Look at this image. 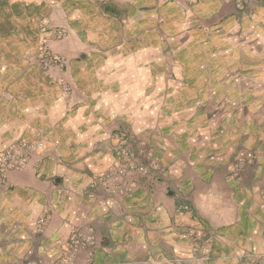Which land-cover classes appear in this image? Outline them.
Listing matches in <instances>:
<instances>
[{"label": "crops", "instance_id": "1", "mask_svg": "<svg viewBox=\"0 0 264 264\" xmlns=\"http://www.w3.org/2000/svg\"><path fill=\"white\" fill-rule=\"evenodd\" d=\"M42 24L66 32L64 69L27 60ZM251 32L264 0H0V151L45 144L0 174V264H58L73 227L97 241L76 264H264V170L233 177L243 119L209 120L244 92L235 65L264 63ZM126 161L130 193H107L98 176Z\"/></svg>", "mask_w": 264, "mask_h": 264}, {"label": "rangeland", "instance_id": "2", "mask_svg": "<svg viewBox=\"0 0 264 264\" xmlns=\"http://www.w3.org/2000/svg\"><path fill=\"white\" fill-rule=\"evenodd\" d=\"M98 1V0H97ZM227 2H233L238 5L245 6L248 3H243V0H226ZM258 1V0H253ZM27 26H30L27 24ZM36 29V28H35ZM254 34V35H253ZM31 30L27 31V46L30 44L29 41L34 39L29 37L32 36ZM66 32L60 28L47 29L45 24H42L41 35L39 40H37V47L34 53L28 55L27 60L30 65H35L44 72L50 71L53 67H59L64 69L67 63L65 56L55 52L54 47L52 46L53 42L61 41L65 38ZM257 32H251L250 37V51L251 56L257 55L264 58V41ZM37 37V35H36ZM228 79L237 90L244 91L242 93H236L231 96L227 95V98L213 100L216 101L215 105L210 104L211 111L209 114L210 126L218 127L222 131L225 126L224 123L229 122L232 119L242 118L244 122V145L236 146L233 156V167L231 175L235 178H242L244 176H250L254 170L262 169L264 170V63H243V67L237 68L235 65V70L233 74L229 76ZM63 93H68L70 91V86L67 85L64 81L60 83ZM244 89H243V88ZM242 88V90H241ZM216 96H212L215 98ZM198 104V103H197ZM198 106V105H197ZM197 107H193L191 110H187V122H193L197 119V114L199 113L196 110ZM194 115H191V114ZM184 115V113H183ZM231 130V136L237 138L241 136V132H234L235 126H229ZM220 134H223L222 132ZM20 142H25L32 146H39L41 148H33L27 154V159L23 164V168L27 166L32 155L40 152L44 149L45 144L43 141H28L26 139H17L10 142L4 149L0 151V157L2 154L6 153L12 146L20 147ZM144 146V144H143ZM20 151L22 149H19ZM145 152V150H143ZM128 163V164H125ZM133 165L126 161L121 164H113L107 170H105L101 175L98 176V181L104 191L112 195L116 194H127L130 193L128 186L126 187V178L128 172L130 171ZM17 169V170H22ZM143 172H146L145 167H140ZM16 169L8 170L3 176L6 180L7 174L11 171H17ZM264 178V177H263ZM257 181V179L255 180ZM96 193L90 192L91 197H96ZM102 204H106L105 201H101ZM44 221L42 223V226ZM74 236L76 239H80L84 242L87 236L91 237L93 242H87L82 245V248L75 254L69 255L70 259L67 258V264H76V260L79 254L84 251L90 256L96 246V239L92 233L85 232L78 227H73L68 238V245L70 243L71 237ZM208 241L205 242L203 247V252L206 253L209 251ZM207 247V248H206ZM66 250L61 258L60 262L65 258Z\"/></svg>", "mask_w": 264, "mask_h": 264}, {"label": "built area", "instance_id": "3", "mask_svg": "<svg viewBox=\"0 0 264 264\" xmlns=\"http://www.w3.org/2000/svg\"><path fill=\"white\" fill-rule=\"evenodd\" d=\"M20 144L21 145L20 147H18V150L14 148L16 146H12L9 150L6 151V153L2 154V156L0 157V171L2 175H4L8 170H13V169L17 170L23 168V164L27 159L28 152L33 148H41V145L32 146L25 142H20ZM19 149L22 150L20 151ZM43 221H44L43 218L40 219L39 221L40 228L42 227ZM87 242H91V243L93 242L90 236H87L84 242L72 236L70 243L66 248L67 256L65 255V258L60 262V264H67V258L71 260L69 255H73L77 253L82 248V245Z\"/></svg>", "mask_w": 264, "mask_h": 264}]
</instances>
